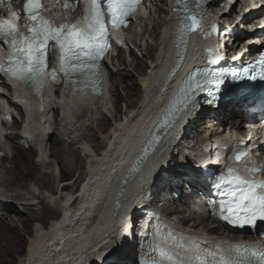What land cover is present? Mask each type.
<instances>
[{
	"label": "bare ground",
	"instance_id": "1",
	"mask_svg": "<svg viewBox=\"0 0 264 264\" xmlns=\"http://www.w3.org/2000/svg\"><path fill=\"white\" fill-rule=\"evenodd\" d=\"M232 12H230V15L224 14L225 17L228 19L233 18ZM238 29V26L233 28V36L236 42H240L241 40ZM256 49V46H251L249 53H253ZM233 50L235 48L229 47L225 51L231 52ZM121 62L120 65L123 64V68L114 72L112 79L116 91L120 89L126 91L128 97L126 105L128 107H135L142 98L139 96L136 99V94L141 89V84L138 80L132 79L133 74L130 72L132 68L134 69L133 65L125 62L123 59H121ZM135 69L140 71L142 69V63L139 62ZM0 97L4 96L0 94ZM80 108V106H77V109ZM70 110V107H66L65 111L69 112ZM216 114H219L220 118H216ZM39 117L43 122V114H40ZM107 117H102L104 119L99 124V129L104 132L107 130L110 120ZM187 117L189 118L187 124L181 129V132L178 131L179 133L176 142H174L175 144H173L174 146L168 164L161 168V172L154 177L147 187L143 188L139 194L141 200L135 203L134 208L126 211L125 215L120 218L124 220L127 213L130 214L132 212L135 218H143L144 225L157 224L156 229H159L158 216H160L161 223L165 219H169L172 222V226L166 222H163V224H167L172 230L176 229L178 232H182L176 233L181 234V237L188 238V242L183 246L179 242H172L177 237L176 233H171V231L164 232L165 229L158 232V239L166 244L172 243L176 247H183L189 252H193L192 247H190V239L194 236H191L184 229L192 228L196 230L197 228H201L209 235H196L195 237L202 240V248L204 247L205 251L211 252L212 248H210V244L212 241L221 242L225 239H237L243 236V232L238 229H229L220 223L218 216L211 209V202L214 198L210 191L202 184L201 175L197 167L201 163L200 159L213 160L219 157L222 154L220 149L225 146H235L238 154L245 152L247 155L251 154L253 159L255 157L258 160L263 158V156L258 157L255 151L250 149L253 148L256 141L253 142L255 140V132L251 131L249 123L257 122L259 116L249 115L243 103L233 102L228 103L224 107L219 106L216 109H193L187 114ZM187 117L185 118L187 119ZM41 124L40 122L41 129H44L45 125L43 124L42 126ZM90 126L92 127V125L88 127L90 128ZM74 127L75 125L69 122L67 127H63V131L65 133L66 131L70 132ZM191 131H198L199 133L194 132V135H192L196 136L195 139H192V137V141L186 146L184 139L191 135ZM235 133L243 136V138L235 137ZM12 134L9 137L15 147V155L12 163L17 172L7 170L10 177L8 179L6 178V185L9 186L11 196L16 203L10 202L6 205H0V264H10L12 260L9 256H12L14 251L19 252L23 250L24 237L19 226L20 223L27 230L33 221L47 222V218L51 216H53L55 221L53 225H50V228H42L40 225L34 226L32 234L28 239L25 255L19 264H128L125 260L137 254V249H135L137 246V242L135 243L137 233L136 230H133L136 225L135 222L130 220V224L124 221L119 225L117 223L109 225L107 223L109 217H103L106 213L103 210L107 206H110L108 190L114 185L112 178L116 174V168L119 166L117 160H121V164L124 162L122 155L116 158L118 151L110 149L106 152L104 158L100 156L97 160L92 159L88 167L94 170V174L91 176L92 184L88 188L86 195L82 198L78 197V200H81L78 206H70L69 202H64L61 212V210L57 211L55 208L50 207L49 203L46 204V196H40V193H34L33 196L24 197L22 192L16 190L20 186L26 189L27 186L21 184L22 180L34 177V171L38 170L41 165L37 161L38 155L36 148L32 145L30 146V144L28 145L26 138L15 132ZM89 134L94 141H100L99 134L94 129H91ZM256 134L259 136L260 133L256 132ZM262 138L263 136L258 138V140ZM70 142V145L73 146L74 142ZM47 144L53 147L52 154L59 159L61 174H64L65 169L69 170V166L62 157L65 152L60 135L56 132L49 134ZM86 147L87 149L89 148L88 145ZM47 149L48 147H45L42 153H45ZM78 154L77 162L72 165L83 169L84 164H79L82 159L79 150ZM180 155L181 158L179 160L182 159L181 162L183 165L177 164L174 166L176 170L170 177L172 171L166 170V167ZM129 157L130 155H127L126 159ZM245 157L246 155L241 160L245 159ZM263 162L261 161V163ZM210 167H214V165H210ZM237 167L244 172L248 169L244 165H238ZM89 175L90 173L86 172L81 188L85 189L87 187L84 181L89 178ZM166 178H171V182L175 185L172 187L165 183ZM37 182L42 188L49 189L54 195H58L61 190L63 194L59 196L60 199H67L72 196V189L64 188L63 180L62 188L57 187L53 184L51 176L47 175V173L43 177L39 176ZM162 184H165V186L162 187ZM160 187L165 191L159 195L161 198L159 197L160 199H158L157 193ZM182 193L183 198L180 201H175L177 195H181ZM33 199L37 200L38 204L41 203L40 207L42 211L38 212L34 210L33 205L36 202ZM51 199L56 200L55 198ZM18 207L20 208L18 209ZM137 207L138 209H136ZM210 219H212V223L208 222ZM106 225L108 227H105ZM100 230L102 232H98ZM145 232L149 231L147 230ZM214 235L216 239L212 238ZM127 236H130L133 240H129V238H126ZM247 237L250 238L249 236ZM259 239L264 244V235L262 233H259ZM105 241L108 242L99 247ZM204 242H207V244L204 245ZM104 250H111V252L104 256L101 254Z\"/></svg>",
	"mask_w": 264,
	"mask_h": 264
},
{
	"label": "snow or ice",
	"instance_id": "2",
	"mask_svg": "<svg viewBox=\"0 0 264 264\" xmlns=\"http://www.w3.org/2000/svg\"><path fill=\"white\" fill-rule=\"evenodd\" d=\"M189 2L190 0H175L177 5L184 4L185 15L178 19L177 23V30L184 36L191 31H204L202 23L204 17L190 11L187 7ZM138 3L139 0H84V12L74 24L56 25L43 15L42 0H26L24 12L32 21L28 35L18 34L19 13L13 11L7 19H0V35L11 37L12 51L8 56L9 66L6 70L20 81H39V86L42 87L45 67L43 53L48 42L52 40L60 45L61 67L65 75H68L70 70L96 66L95 62L108 47L106 19H109L114 27L124 24L126 23L125 17ZM212 31H216L214 23ZM18 35H20L19 39ZM209 51L211 50L209 49ZM69 60H75L78 64H70ZM260 63L264 64V56H261ZM0 70H4L3 64H0ZM179 91L184 94L186 101L187 90L180 88ZM171 111L172 103L170 102L169 108L165 112V118ZM245 155H247L245 152L237 154L236 160L240 161ZM250 171L254 173L259 169L254 167ZM233 180L234 183L230 181V189L226 193L228 200L220 202L221 208L227 209L229 213L223 218L229 219L230 216H235L231 222L237 223L240 222L239 213L242 212L243 223H254L257 217L264 219V180H249L238 173L233 174ZM221 214L223 215V212ZM160 251L168 264H185V257L181 253H171L163 248ZM252 255L257 256L256 264H264V251L257 254L253 249ZM153 264H157V262L153 261ZM220 264H252V262H235L221 257Z\"/></svg>",
	"mask_w": 264,
	"mask_h": 264
},
{
	"label": "rangeland",
	"instance_id": "3",
	"mask_svg": "<svg viewBox=\"0 0 264 264\" xmlns=\"http://www.w3.org/2000/svg\"><path fill=\"white\" fill-rule=\"evenodd\" d=\"M128 63H130V62H128ZM130 73H132L133 74V76H132V79H134V80H138V76L140 75V72L138 71V70H135V69H133L132 68V70H131V72ZM139 81V80H138ZM131 82V81H130ZM115 87V86H114ZM142 89V88H141ZM141 89L137 92V94H136V99H138V97L139 96H141ZM115 94H116V96H117V98H118V100L120 101V109H121V107H124V103H126V101L128 100V97H127V93H126V91L125 90H123V89H120V90H118V91H115ZM142 97V96H141ZM117 109L119 110V106H115V108H113V109H111L110 110V113L112 114V115H114V112L115 113H118V111H117ZM106 116V115H105ZM105 116H103V115H100L99 113L98 114H92V116H91V118H90V120H89V124H91L92 125V127L90 126V128L88 127V130L90 131L91 129H94L98 134L100 133V129H99V124L103 121V119L105 118ZM102 117H104V118H102ZM107 117V116H106ZM216 118H220V115L219 114H216V116H215ZM101 118V119H100ZM108 118V117H107ZM109 119V118H108ZM111 124V119L109 120V124L108 125H110ZM190 132V131H189ZM194 132H197V133H199L198 131H194ZM194 132L193 131H191V135L189 136V137H186L185 139H184V143H185V145L187 146V145H189L190 143L189 142H191L192 140H191V138L192 139H195V137L196 136H193L194 135ZM193 134V135H192ZM59 135V134H58ZM99 136H100V134H99ZM98 136V137H99ZM255 136V135H254ZM69 139V137H63V136H61L60 135V139H61V141L63 142V146H64V155L62 156L63 158H64V160H65V162H66V164H68V166H69V170H66L65 169V171H64V174H60V171H59V159L57 158V157H55V155H53L52 154V152H53V147L51 146V145H49V146H46V147H48V150L45 152V153H47L48 154V156H47V158H48V160H49V163H50V165L52 166V168L51 167H49V166H44V165H41V167H39L38 168V170H35L34 171V177H32V178H28L27 180H22V183L21 184H23V185H26L27 186V188L25 189H23V188H21L22 186H20V187H17L16 188V190L17 191H20V192H22L23 193V195H24V197L25 196H33V194H34V192L33 191H35V192H37V193H40V196H44V194H43V192H44V190H45V188H42L39 184H38V182H37V179L39 178V176L40 177H43L44 176V174L46 175V173H47V175H50L51 176V181L53 182V184H55L57 187H61V183H62V180L61 179H63L62 178V176L64 177V180H66L67 181V183H64V188H70L71 189V187L73 186H70V184L73 182L72 180H75L74 182H78V181H80V179H82L83 178V176H85L86 174H85V172H84V170L86 169V167L83 165V163H84V158L82 157V159H81V161H80V163L79 164H81V165H83V169H80L78 166H73L72 164H74L75 162H77V158H78V156H79V154H78V150L80 151V149L79 148H77V146H76V144H74L73 146L72 145H70L71 144V142L69 141V140H71V139ZM100 139V138H99ZM187 141V142H186ZM99 142H101V139H100V141ZM99 142H96V143H99ZM27 143V142H26ZM29 145V144H28ZM30 146H31V144H30ZM35 149V148H34ZM81 153V152H80ZM7 155H8V157H4V158H2L1 159V162H0V164L2 165V166H0L1 167V173H2V176L4 177V179L6 180V178L8 179L9 177H10V174L9 173H7V170H12V171H14V172H17V170L15 169V167H14V165H13V163H12V161H13V159H14V155H15V147L14 146H12L11 145V149H8L7 150ZM82 156V155H81ZM181 158V155L180 156H177L175 159H174V161H171L170 163L171 164H169L167 167H166V170H170V177H171V175H173L174 174V171L176 170V167H174V166H176L177 164L178 165H183L182 164V159L181 160H179ZM38 161V160H37ZM181 163V164H180ZM13 166V167H12ZM15 169V170H14ZM50 172V173H49ZM62 172V171H61ZM53 173V174H52ZM38 177V178H37ZM78 177H80L78 180H77V178ZM74 178H76V179H74ZM171 178H166V182L165 183H167L168 185H170V186H174L175 184L173 183V182H171ZM170 182V183H169ZM7 183V182H6ZM163 186H165V184H162V187ZM162 187H160L159 188V190H158V199H160L161 198V196H159V195H161V194H163L164 193V191L165 190H162ZM13 192V191H12ZM173 192V191H172ZM14 193V192H13ZM160 197V198H159ZM45 198V197H44ZM183 198V193L180 195H177V198H176V200L175 201H180V199H182ZM40 199V198H39ZM38 199V200H39ZM35 199H33V201H34ZM35 204L33 205V208H34V210H36V211H38V212H40V206H41V203L40 204H38L37 203V200H35ZM46 204L47 203H49V201L46 199ZM31 204V203H30ZM42 204H43V201H42ZM45 204V203H44ZM49 205L51 206V204L49 203ZM20 207H18V209H19ZM23 211V210H22ZM35 221H38V220H35ZM212 221V219H210V220H208V222L209 223H212L211 222ZM34 222V221H33ZM33 222L31 223V225H30V228H28L27 230L22 226V224L20 223L19 224V226H20V229H21V232H22V235H23V237H24V241H23V250L22 251H19V252H16V251H14L13 253H12V256H9L10 257V259L12 260V262L10 263V264H19V262H20V260L21 259H23V256L25 255V252H26V249H27V244H28V239H29V236L32 234V231H33ZM163 222H166V223H168L169 225H171L172 226V222L169 220V219H165ZM186 232H189L190 233V235L192 236L193 234V236L195 237L196 235H204V236H208L209 234H206V232H204L201 228H197L196 230H193L192 228H186V229H184ZM216 236L214 235V237H212V238H215ZM211 238V237H210ZM189 239H190V237H189ZM3 244H5L4 242H3ZM109 259V258H108ZM107 259V260H108ZM97 263V262H96Z\"/></svg>",
	"mask_w": 264,
	"mask_h": 264
}]
</instances>
